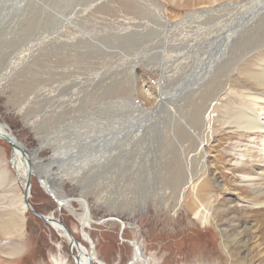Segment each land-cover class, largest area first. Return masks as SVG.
<instances>
[{
  "label": "rangeland",
  "instance_id": "obj_1",
  "mask_svg": "<svg viewBox=\"0 0 264 264\" xmlns=\"http://www.w3.org/2000/svg\"><path fill=\"white\" fill-rule=\"evenodd\" d=\"M22 8L20 12L13 7L9 16L0 13V125L24 150L33 153L34 165L40 164L34 169L39 176H30L33 210L64 225L80 246H93L97 259L105 264H128L132 244L140 246L149 264H227L221 242L234 235L232 220L238 212L242 216L240 210L247 207L219 193V180L209 164L212 168L205 166L202 175L218 190L209 199V212L214 213L220 199L224 208L238 205L236 212L217 226V220H194L183 207L173 211L169 206L174 177L181 174V153L186 155L191 139L171 120L168 100L152 112L161 91L170 93L185 75L194 76L197 71L189 72L186 62L180 67L184 70L172 79L156 66L168 56L157 48H96L107 42L91 41L88 22L73 15V0H25ZM175 12L182 14L183 10ZM25 49L30 56L17 62L19 52ZM161 77L164 90L158 87ZM177 94L180 100L184 93ZM132 100L150 114L136 111ZM186 101L194 102L192 98ZM190 113L185 106L176 115L189 125ZM211 116L209 143L215 137L211 130L219 128L217 114ZM238 139L225 145L228 160ZM100 144L99 149L96 146ZM212 146L207 152L210 161L216 156ZM12 153L10 145L0 139L2 163L10 172L12 196L17 199L23 192L10 166ZM92 160H96L94 164ZM174 165L178 173L171 171ZM45 178L62 180L60 188L50 185L57 199L44 189ZM4 195L0 190V197ZM6 205L7 200L0 202V213L7 211L3 210ZM85 213L89 220L82 226ZM24 216L19 242L0 230V264H51V256L60 250L63 257L70 254L68 238L60 229L51 228L28 211ZM236 219L238 228L245 227L244 219ZM260 219L264 238V215ZM17 244H22L24 251L11 259L9 247Z\"/></svg>",
  "mask_w": 264,
  "mask_h": 264
},
{
  "label": "bare ground",
  "instance_id": "obj_2",
  "mask_svg": "<svg viewBox=\"0 0 264 264\" xmlns=\"http://www.w3.org/2000/svg\"><path fill=\"white\" fill-rule=\"evenodd\" d=\"M24 2L0 0V13L9 16L13 7L21 12ZM179 9L183 10L182 14L175 12ZM172 10H175L173 15H169ZM73 15L88 22L91 41L106 40L107 44L100 42L102 45L97 44L96 48H157L166 51L168 56L156 66L161 72L169 73L172 79L186 62L189 64V72L197 71L194 76L185 75L170 93L161 91L160 100L152 110L154 112L168 100L171 120L183 130V135L191 139L186 155L181 153V174L174 177L173 203L169 207L173 211L183 207L200 223L217 220V226L225 222L228 214L235 213L233 211L237 210L238 205L224 208L222 199L218 200L214 213L209 212V199L218 190L209 178L202 175V171H205V166L212 164L214 175L219 180V193L232 196L247 207L240 210L244 215L238 212L235 216L247 222L242 229L234 222L238 219L230 216L233 218L234 235L223 238L221 242L228 257L227 264H264V238L260 219L264 215V0H193L191 5L188 0H73ZM29 56L26 49L22 50L16 61L24 62ZM131 86L132 89L133 81ZM158 87L164 90L162 77ZM177 93H184L180 100ZM187 94L194 102L186 101ZM199 96H203L204 100L199 101ZM132 104L136 111L150 114L138 101L132 100ZM185 106L191 111L189 125L176 115ZM213 112L217 114L215 123H218L219 128L211 130L215 137L209 143ZM0 136L6 137L16 146L13 148L10 166L23 192L27 174L39 176L34 169L38 170L40 164L32 163L33 153L24 150L2 125ZM237 138L238 143L232 146L228 160L225 145L237 141ZM212 144L216 156L210 161V153L207 152L213 147ZM101 145L96 147L100 149ZM2 161L3 156L0 154V190L5 194L0 197V202L7 200L9 205L3 209L7 211L0 213V230L6 237L19 242L25 229L24 214L27 210L23 203V193L17 199L12 196L14 182H10V172L4 168L7 165L3 166ZM171 171L178 173L175 165ZM61 181L45 178L43 187L56 198L50 191V185L55 184L60 188ZM98 202L103 205L101 201ZM143 205L144 210L146 205ZM44 219L43 222L51 228L60 229L68 238L70 250V254L63 257L61 247L58 248L60 252L51 256V264H70V259H73V264H105L97 259L93 246L85 249L50 215ZM88 220L85 213L81 219L82 226H86ZM23 247L22 244L9 247V258L23 253ZM132 247L133 256L128 264H149L142 256L140 246L132 244Z\"/></svg>",
  "mask_w": 264,
  "mask_h": 264
},
{
  "label": "water",
  "instance_id": "obj_3",
  "mask_svg": "<svg viewBox=\"0 0 264 264\" xmlns=\"http://www.w3.org/2000/svg\"><path fill=\"white\" fill-rule=\"evenodd\" d=\"M3 139L4 141H6L9 145H10V147L13 149V148H15L16 146L14 145V144H12L6 137H4V136H0V139ZM29 174L30 173H28L27 174V180H26V184H25V186H24V188H23V203H24V205H25V208H26V210L28 211V212H30L31 214H33V215H35V216H37L40 220H42V221H44L45 219V216H43V215H41V214H38V213H36L34 210H33V208L31 207V205H30V203H29V186H30V176H29ZM32 175V174H31ZM48 192V191H47ZM49 193V192H48ZM50 194V193H49ZM51 195V194H50ZM56 202H57V204L58 205H62V202L60 201V200H56ZM85 205V204H84ZM54 221V220H53ZM62 227H63V229H64V231L67 233V228L64 226V225H62ZM69 232V231H68ZM70 233V232H69ZM68 236H70L69 234H68ZM130 244H132V243H130Z\"/></svg>",
  "mask_w": 264,
  "mask_h": 264
}]
</instances>
